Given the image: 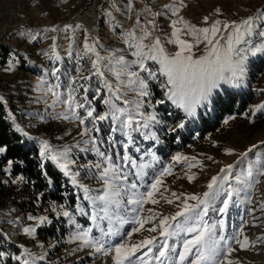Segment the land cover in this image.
I'll list each match as a JSON object with an SVG mask.
<instances>
[{
	"label": "rangeland",
	"instance_id": "obj_1",
	"mask_svg": "<svg viewBox=\"0 0 264 264\" xmlns=\"http://www.w3.org/2000/svg\"><path fill=\"white\" fill-rule=\"evenodd\" d=\"M250 17L251 31L234 45L242 50L244 57L242 75L238 80L221 81L213 89L212 104L198 106L191 117L167 99L165 76L157 72V78L152 79L148 73L139 71L135 63L138 57L133 55L135 48L129 47V43H140L136 38L142 37L147 29L151 35L143 39L144 45L150 47L159 37L165 51L174 54L177 45L168 43L173 21L182 18L190 25L204 28L217 20L221 25L239 24ZM176 27L183 29V24L177 23ZM231 32V28L222 31L225 39H221V45L226 44ZM181 38L194 43V58L206 54V43L196 45L193 36L183 33ZM86 40L93 51H87ZM1 47L11 50L6 66L0 71V102L12 131L24 146L38 150L43 166L55 167L63 180L61 188L58 185L56 189H61L59 200L43 197L45 193L37 192L28 179L15 175L11 165L4 166L3 183L12 193L9 198L0 199V252L4 254L0 264H22L25 258L29 264H114L111 255L96 253L74 239L77 233L91 228L90 236L100 237L101 230L112 229L118 234L105 239L113 245L159 238V220L175 215L186 196L202 197L211 178L223 175L220 170L229 164L233 168L224 184L225 189L231 184L233 193L229 208L223 214L218 211L226 198L221 194L210 200L202 220L213 229L217 240L225 237L227 245L221 241V258L227 257L225 264L229 261L264 264V107H260L264 106V50L256 51L264 49V0H0ZM97 54L103 77L94 75ZM119 57L129 65V71L137 72L145 80L149 95L141 97L138 89L134 91L135 85L128 84L127 75L117 76L121 72ZM145 63L154 71L159 67L151 60ZM257 64L263 65L258 67L261 69H256ZM105 80L112 85L111 92L105 87ZM81 85L88 87L87 93ZM70 93L76 103L85 102L86 97L90 104L85 103V108H95L94 115L108 112L110 105L104 101H112L123 110L122 120L128 115L133 117L131 128L112 132L120 122L109 119L97 121L99 132L93 130L83 135L93 125L89 120L80 124L72 116L65 103ZM230 94L241 98L234 113L214 117V101ZM117 95L121 96L120 100L115 99ZM160 100L164 103H159ZM76 112L86 115L82 108H76ZM65 115L69 118L65 119ZM152 116L155 120L150 119ZM180 123H184L183 128L177 127ZM203 123L209 128H202ZM128 135L133 143L125 150L123 144L127 143ZM91 137L95 138V145L85 143ZM45 141L49 145L47 152L43 147ZM163 143L168 148L161 153L156 146ZM96 149L112 156L118 165L125 162L117 160V153L135 160L137 166L145 165L140 176L135 175L141 171L139 167L128 164L123 168L128 180L117 182L121 185V195L113 198L120 203L108 205L107 212L103 211V201L85 198H95L107 191V185L99 178L107 165ZM178 154L181 159L175 160ZM52 155H60L61 159L54 161ZM66 162L67 174L60 167ZM96 163L101 164L100 169L93 167ZM167 168L170 172L164 173ZM73 177L78 182L75 185ZM157 178L161 184L152 197L156 203L151 200L141 205L127 203L150 191ZM132 182L137 184L134 190L130 188ZM81 184L89 189L87 193ZM65 211L68 216L63 215ZM93 215L97 219L93 220ZM149 216L154 218L134 232L133 229L140 227L135 223L136 218ZM42 217L46 219L42 221ZM153 226L157 231H148ZM25 229L35 231L29 235ZM181 235L190 238V234ZM245 239L247 246L242 248L236 241ZM168 243L181 250L182 240L178 237L169 238ZM227 247L234 249L230 255ZM16 256H21V260H16Z\"/></svg>",
	"mask_w": 264,
	"mask_h": 264
},
{
	"label": "snow or ice",
	"instance_id": "obj_2",
	"mask_svg": "<svg viewBox=\"0 0 264 264\" xmlns=\"http://www.w3.org/2000/svg\"><path fill=\"white\" fill-rule=\"evenodd\" d=\"M217 11L219 12V9H217ZM177 12L178 9L173 12V15H176ZM204 21L207 23L208 17H205ZM149 23L153 24L152 21H149ZM177 23H182L183 29L176 27ZM252 24L253 20L250 17L239 24L233 22L231 24L224 23L221 25V22L217 20L214 21L210 27L197 28L180 18L178 21L172 22V38L168 40V43H173L178 47V50L174 54H169L165 51L159 37L153 41L150 47L144 45L142 43L143 39H146L151 35V32L147 29H144V35L142 37L136 38L140 43L135 45L129 43V47L135 48L133 55L138 57L135 63L138 65L139 71L148 73V76L152 79L157 78V72L165 76L167 78V88L165 92L167 99L172 101L177 107L182 108L184 112L191 117L195 115V110L198 106L212 104L213 89L218 88L221 81L231 82L233 80H238L240 75H242V63L244 57L241 55L242 50L236 49L234 45L239 44L243 39V36L251 31ZM67 27L71 26H66V28ZM153 27H155L154 24ZM229 28L232 29V32L226 37V44L221 45V39H225L221 33L223 30ZM52 30L54 31L55 29ZM182 33L193 36L196 45L199 43H206L208 49L206 54L194 58L192 52L194 43L182 39ZM33 39H35V37H33ZM85 47L87 51H93V48L87 44V40L85 42ZM145 48L148 50L145 51ZM262 50L264 49H256V51ZM253 54H255V52H253ZM99 59V54H97V60L93 62V67L96 70L94 75L103 77L104 73L100 70ZM148 60L154 61L158 64V69L154 71L149 68L145 63ZM117 63L121 64V72H118L117 76L119 77L121 74L127 75L130 77L128 84L135 85V88H133L134 91L138 89V94L141 97L149 95L146 90L147 84L145 80L139 78L137 72L128 70L129 65L123 63V57L117 58ZM73 83L75 84V81H73ZM81 87L84 88L85 93L88 92L87 86L81 85ZM105 87H107L110 92L113 90L112 85L106 80ZM75 91L76 89L73 88V92ZM96 91L99 93V88H97ZM115 99L120 100L121 96L117 95L115 96ZM65 103H67L72 116L78 119L80 124H84L85 120H89V123L93 125V128L91 129L86 128L84 133H82L83 135H87L93 130L99 132L101 129L96 127L97 121H105L109 119L113 122L119 121V126L113 127L111 129L112 132H123L124 127L131 128L133 124V117L131 115H128L126 120L121 119V116L124 115L123 110L118 109L116 104L112 103L110 100L104 101L105 104L110 105L109 111L96 115H94V112L96 111L95 108H85V103L90 104L86 97L85 102L76 103L75 97L70 93ZM125 103H127L126 100ZM159 103L163 104L164 101L160 100ZM137 106H139V104H137ZM76 108L84 109L86 115L80 116L79 113L76 112ZM64 118L68 119L69 117L65 115ZM150 119L155 120V116L150 117ZM144 127H147V124H145ZM177 127L183 128L184 123H180ZM89 142L95 145V138L91 137L90 140L85 141V143ZM113 142L115 143V141ZM132 143V137L131 135H128L127 143L123 144V148L127 150ZM43 147L45 152H47L49 145L46 141L44 142ZM252 147L256 148L257 146L253 145ZM4 151L5 148L0 147V153H3ZM67 151L68 149L65 150V154ZM96 151L98 152V155L103 158V162L107 165L102 169L99 175V178L104 181L105 185H107V191L104 195L95 198L87 196L85 198L93 199V202H95V200L103 201L105 204L103 211L107 212L108 205L120 203L119 200L113 198L121 195V185L117 182L119 181L122 183L128 180V175L123 174V168L127 167L128 164L132 167H139L141 171L135 173V175L140 176L145 165L137 166L135 160H131L127 155L120 157L117 153V160H123L125 162L124 165H118L113 162L112 156L100 152L99 149H96ZM249 151H251V149H249ZM42 155H44L43 152ZM244 155H247V153ZM51 159L59 161L61 156L52 155ZM174 159L179 160L181 157L178 154ZM11 163L12 162L9 161V165H11ZM71 163H74V161H71ZM60 167L65 170V174H67L68 163H61ZM93 167L100 169L101 164L96 163ZM232 168L233 165L229 164L226 168L220 170V173L223 175L213 176L207 184L208 190L202 194V197L198 195L186 196L182 206H180V210L177 211L175 215L171 217L165 216L160 219L159 238L153 236L145 238L136 244L129 245L127 242H120L113 245L111 244V241L106 240L105 237L116 235L118 233H114L112 229H109L108 231L101 230L102 235L100 237H92L90 236L92 230L89 228L77 233L74 239L81 241L84 246L94 249L96 253H102L105 256L111 255L114 264H225L227 257L224 256L221 258L223 251L221 241H224L225 245H227V241L223 236L217 240L213 229L210 228L206 222H203L202 218L207 215L210 200L214 201L221 194H224L226 198L222 201L223 206L220 207L218 211L222 214L227 212L229 201L231 200L233 193L231 190V184L228 185L227 189L224 188V184L229 181V173ZM169 172L170 168L164 170V173ZM248 175L251 176L252 173L249 171ZM191 179H193V177H189V180ZM235 179L239 180L240 178L235 177ZM72 183L74 185L78 183L75 177H73ZM160 184L161 180L157 178L150 186V191L141 194L140 198L129 199L127 203L141 205L149 200H151L152 203H156L157 201L152 199V197L154 192L158 190L157 186ZM79 186L84 188L86 193L89 191L85 185L81 184ZM130 188L133 190L136 189L137 184L135 182L130 183ZM173 195H175V193H173ZM188 201H196L197 203L190 204ZM168 202L171 203L172 201ZM133 211H136V209H133ZM63 215L68 216L69 213L65 211ZM103 218L104 217H100V219ZM153 218V216H149L146 219L137 217L135 223L139 224L140 227L133 229V231H140L144 227V224L151 221ZM178 218L183 219L178 220ZM29 219H35V217H29ZM44 219L46 218H41L42 221ZM92 219H97V216L93 215ZM219 223L220 226L223 227L224 221L221 220ZM34 231L35 229H25V232L29 235ZM148 231L156 232L157 227L153 226L149 228ZM181 233L190 234V238H185ZM131 234V232L128 233L129 236H131ZM171 237H178L182 240L180 251H177L174 245H169L168 239ZM236 242L240 243L242 248L247 246L246 239L244 242H240L239 240ZM154 247L155 252L153 251ZM142 249H146V251H142ZM233 251V248L227 247V254L230 255ZM137 253L141 254L137 255ZM3 255L4 254L0 252V257ZM15 259L20 261L21 256H16ZM41 259H43V257H41ZM22 264H29V259H23ZM228 264H231V262L229 261Z\"/></svg>",
	"mask_w": 264,
	"mask_h": 264
},
{
	"label": "trees",
	"instance_id": "obj_3",
	"mask_svg": "<svg viewBox=\"0 0 264 264\" xmlns=\"http://www.w3.org/2000/svg\"><path fill=\"white\" fill-rule=\"evenodd\" d=\"M10 48L1 47L0 48V71L7 64V60L10 55ZM262 64H257L256 69ZM261 69V68H259ZM258 69V70H259ZM155 90V89H154ZM238 101H241V98L237 95L230 94L227 98H222L221 96L215 100V116L218 117L219 114L228 115V112L234 113L235 104ZM242 106H240L241 108ZM238 110V109H237ZM214 114V113H213ZM206 117H203V120ZM201 124L202 128H209L211 122L208 124L209 127ZM212 128V126H211ZM167 140L166 137H164ZM0 147H4L5 151L0 155V199H6L11 196V190L3 183L5 177L4 166L9 164L11 161L12 172L16 173L17 176H22L23 178L28 179L33 188L37 192H44L45 196L56 200H59L61 197L58 185L62 182V176L56 168L50 165L43 166L42 161L38 157V150L34 148L26 147L23 144V141L19 136L14 134L12 127L9 124L8 116L5 111L4 105L0 102ZM154 147V146H153ZM158 150L162 153L165 152L168 148L166 143H163L162 146H156ZM155 147V148H156ZM159 157V154L156 155ZM157 160L159 158L156 157ZM147 162V161H146ZM61 188V185H60Z\"/></svg>",
	"mask_w": 264,
	"mask_h": 264
}]
</instances>
